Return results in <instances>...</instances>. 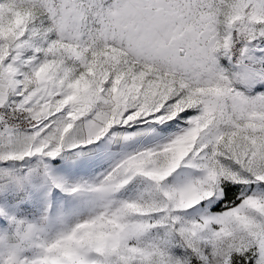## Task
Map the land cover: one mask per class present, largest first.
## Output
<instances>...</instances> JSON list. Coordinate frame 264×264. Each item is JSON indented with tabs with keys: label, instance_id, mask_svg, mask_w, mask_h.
I'll return each instance as SVG.
<instances>
[{
	"label": "snow or ice",
	"instance_id": "obj_1",
	"mask_svg": "<svg viewBox=\"0 0 264 264\" xmlns=\"http://www.w3.org/2000/svg\"><path fill=\"white\" fill-rule=\"evenodd\" d=\"M0 264H264V0H0Z\"/></svg>",
	"mask_w": 264,
	"mask_h": 264
}]
</instances>
